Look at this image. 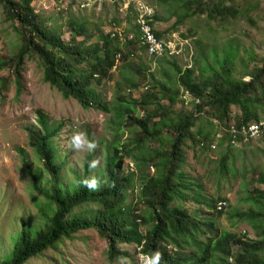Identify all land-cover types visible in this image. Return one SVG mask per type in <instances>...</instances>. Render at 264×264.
I'll return each instance as SVG.
<instances>
[{
	"label": "trees",
	"instance_id": "16d2710c",
	"mask_svg": "<svg viewBox=\"0 0 264 264\" xmlns=\"http://www.w3.org/2000/svg\"><path fill=\"white\" fill-rule=\"evenodd\" d=\"M35 4L36 0H0L20 38L19 52L12 59L0 60V73L8 69L14 74L2 79L0 91L8 90L14 81L20 95L25 61L37 58L44 82L65 100L73 99L84 110L109 116L113 138L103 145L104 167L98 175L104 184L100 191L90 192L77 186L93 171L87 167L90 156L84 161V174L72 170L74 181L64 186L60 178L64 165H59L64 157L57 147L64 125H50L39 112L40 129L27 131L30 146L42 165L28 164L27 151L17 147L31 188L37 193L33 199L39 221L32 214L24 222L22 219L23 227L15 237L13 249L0 264L29 263L48 250L59 249L66 240L75 239L87 229L98 231L109 243L108 258L113 264L131 258L121 245H135L136 253L145 257L159 251L161 264H264V191L257 190L244 199L253 202L254 207L230 214L231 226L243 221L262 227L256 240H248L241 234L215 229L213 216L224 213L218 207L224 198H205L203 188L192 184L183 171L186 150L196 154L210 153L217 147L235 150L233 128L242 144L239 148L256 141L246 143L243 134L253 124L264 121V58L242 59L243 69L237 78L238 47L230 45L219 55L214 46L210 54L202 52L192 66L182 68L176 55L150 56L146 47L139 45V29L130 13L111 21L115 28L127 24L124 34H134L127 43L98 29L97 43L87 46L91 37L86 34L87 22L72 14L68 24L73 36L66 42L58 30L49 29ZM75 5L76 2L71 9ZM182 6L185 11L179 14L177 23L206 16L208 22L226 24L246 18L256 25L249 16L254 9L249 0H183ZM158 19L155 13L154 27ZM155 32L159 39L167 40L165 32L156 27ZM117 55L121 59L116 63ZM145 55L153 59L148 60ZM149 62L159 66L151 69ZM209 70L211 75H207ZM114 72L118 73L114 96L106 101L102 91ZM246 78L250 80L245 81ZM140 81L145 83L143 89ZM190 100L192 112L178 110ZM197 125L200 126L194 130ZM126 134L130 137L124 140ZM229 156L222 157L223 175L230 173ZM128 157L135 159L139 183L136 173L124 172ZM153 168L157 169L154 177L148 174ZM138 184V197L130 201ZM191 202L209 211H190L186 206ZM141 205L146 208L141 209ZM79 208L83 211L78 214ZM205 233L211 235L201 238Z\"/></svg>",
	"mask_w": 264,
	"mask_h": 264
},
{
	"label": "rangeland",
	"instance_id": "374dc122",
	"mask_svg": "<svg viewBox=\"0 0 264 264\" xmlns=\"http://www.w3.org/2000/svg\"><path fill=\"white\" fill-rule=\"evenodd\" d=\"M154 7L159 19L155 22L158 30L165 32V39L171 41L173 50L178 51L176 59L182 68L194 64L195 58L201 57V53L210 54L214 46L218 54L224 53L223 49L232 46L238 47L239 58L237 60L238 73L235 77L240 78L239 72L243 66L241 60L251 57L264 58V0H249L254 6L249 16L255 22L252 24L246 18L239 21H226V24L218 20L208 22L206 16H196L186 19L183 23H177L179 14L185 9L183 0H148ZM84 2V0H80ZM71 0H36V8L42 18L47 21L49 29L58 30L62 38L68 42L72 38V28L69 19L73 16L81 22H87V33L90 39L87 46L96 44L98 29L103 34L112 32L115 27L111 26L112 19L124 17L120 4L104 3L93 8L84 9L82 6L70 8ZM124 8V5L123 7ZM65 11V13H62ZM72 14V16H71ZM125 23L119 25L118 30H124ZM185 35L188 36L185 38ZM83 37L79 38L81 41ZM20 38L14 24L8 20V16L0 6V60L12 59L19 52ZM148 60L153 58L144 56ZM137 61V60H136ZM256 63L252 64V67ZM157 63L149 62L151 69H157ZM159 66V65H158ZM209 66V65H208ZM166 69L173 73L170 66ZM215 69V68H214ZM217 69V68H216ZM209 70L207 75H211ZM13 71L6 70L0 73V86L2 79L11 77ZM196 78L198 80L197 74ZM118 79V73L114 72L113 78L106 82L102 93L104 99L109 101L114 96V82ZM246 78L245 81H249ZM144 82L139 86L143 89ZM139 95V93H135ZM193 100L178 107V110L193 111ZM168 104V103H166ZM199 104V103H198ZM176 109V108H175ZM39 112L45 115L50 125L62 123L64 125L61 136L57 139L59 155L64 157L59 165H64L60 171L61 183L69 186L74 181L77 171L84 174V161L87 157L98 158L101 164L93 170L89 176L98 175L104 167L103 145L112 140L113 131L110 129L109 116L95 110H84L77 101L65 100L62 95L43 80V68L39 59L25 61L23 73V89L20 95L13 81L8 90L0 91V261L13 249L14 240L24 220L29 214L35 217L37 207L32 199V186L30 176L24 170L23 157L17 152V147L23 148L28 153V164L42 165L30 146V136L27 129L39 130ZM200 125L194 129L196 130ZM84 132L90 140L98 144L93 153L72 151L69 149V138L74 132ZM125 135L124 140L128 139ZM230 155L227 165L230 173L223 175L220 165L224 155ZM187 163L183 168L186 175L191 178L192 184L201 186L202 194L208 199L224 198V213L213 216L214 227L219 232L229 230L244 239L256 240L262 227L250 225L247 222L238 221L235 226L230 214L249 210L254 207L253 202L244 200L250 194H256L257 190L264 191V138L254 141L251 146L235 148L229 151L227 147L216 148L212 152L201 153L186 150ZM124 172L136 173L139 183V173L136 171V162L133 157L125 160ZM35 167V166H34ZM157 169H151L149 175H156ZM141 184H138L130 201L138 197ZM190 211H209L197 203H188ZM145 209V205L140 206ZM83 210L78 209L76 213ZM201 216V214L199 215ZM23 219V222H22ZM143 232L146 228L141 229ZM205 233L201 238L209 236ZM244 236V237H243ZM110 246L99 232L92 229L83 230L73 240H66L57 250H48L43 255L32 259L26 264H113L108 258ZM123 251H128L131 258L119 260L116 264H145L146 258L136 253V246L121 245ZM237 250V247H235ZM188 251V250H187ZM1 263V262H0Z\"/></svg>",
	"mask_w": 264,
	"mask_h": 264
},
{
	"label": "built area",
	"instance_id": "2783aa9c",
	"mask_svg": "<svg viewBox=\"0 0 264 264\" xmlns=\"http://www.w3.org/2000/svg\"><path fill=\"white\" fill-rule=\"evenodd\" d=\"M76 2L74 7L82 6L84 9L93 8L94 6H99L104 3H112L114 5L119 6L121 12H124V16L127 14L134 15V24L139 29V45L146 47V51L150 56L154 57H164L166 55H179L178 51H175L171 47V41L159 39L156 32L155 27L153 26V17L155 14L154 8L149 4L148 0H84L83 4L80 0H71L70 6ZM124 5V8H122ZM71 8V7H70ZM124 18V17H123ZM106 35H110L112 39L119 40L122 44L127 43L134 38L133 33L124 34V30H118L115 28L112 32L106 33ZM116 63L121 59L119 55H117ZM234 134L233 145L239 148L242 146L240 142L237 140V131L235 128L232 129ZM245 142H251L257 140L259 138L264 137V121L253 124L250 129L244 132ZM224 201L219 203V209L223 208Z\"/></svg>",
	"mask_w": 264,
	"mask_h": 264
},
{
	"label": "clouds",
	"instance_id": "9594fccd",
	"mask_svg": "<svg viewBox=\"0 0 264 264\" xmlns=\"http://www.w3.org/2000/svg\"><path fill=\"white\" fill-rule=\"evenodd\" d=\"M68 147L72 151L93 153L97 149L98 144L95 140H90L84 132L77 131L70 136ZM100 164L101 161L98 158H94L87 162V167L91 172L92 170L98 169ZM103 184L104 181L101 176L91 175L87 178L80 180L77 186L79 187L80 185H82L90 192H97L101 190ZM30 189L32 190V188ZM34 195H37V193L32 190V199ZM142 257L146 258L145 264H161L162 254L159 251L152 252L147 257Z\"/></svg>",
	"mask_w": 264,
	"mask_h": 264
},
{
	"label": "crops",
	"instance_id": "0c3cea01",
	"mask_svg": "<svg viewBox=\"0 0 264 264\" xmlns=\"http://www.w3.org/2000/svg\"><path fill=\"white\" fill-rule=\"evenodd\" d=\"M126 26H127V24L125 23V27H124L125 29H126Z\"/></svg>",
	"mask_w": 264,
	"mask_h": 264
}]
</instances>
